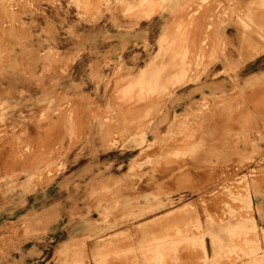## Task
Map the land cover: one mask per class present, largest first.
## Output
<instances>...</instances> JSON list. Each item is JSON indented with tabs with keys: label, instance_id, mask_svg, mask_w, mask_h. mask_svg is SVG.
<instances>
[{
	"label": "rangeland",
	"instance_id": "1",
	"mask_svg": "<svg viewBox=\"0 0 264 264\" xmlns=\"http://www.w3.org/2000/svg\"><path fill=\"white\" fill-rule=\"evenodd\" d=\"M134 2L0 0V78L7 77L0 85V163H4L0 165V264H64L68 255L75 257L73 264H89L86 244L99 235L112 238L113 229L105 231L109 227L126 226L128 218L114 217L111 207L135 206V215L139 209L137 214L151 211L145 216L148 219L192 205L201 199L199 194L174 192L186 188L192 176L176 181L174 160L188 163L194 174L213 173L222 179L212 188L215 192L204 193L197 210L213 213L216 192L229 198L223 210L228 215L247 211L252 199L256 231L247 232L253 225L249 222L231 229L236 237H246L248 245L256 237L262 242L236 249L264 254V188L257 191L251 185L252 178L254 185L264 187V68L245 70L254 64L251 60L263 55L264 20L253 15L249 0H174L171 5L177 12L172 19L163 12L138 22L143 4ZM159 5L166 7L168 2L161 0ZM195 10L203 14L199 21H204L197 30L191 21ZM213 18L217 25L208 28ZM167 23L172 29L167 35L168 56L184 37L180 26L192 27L183 42L186 46L205 47L207 39L218 36V54H232L230 63L218 62V73L226 71L224 78L237 86L181 96L176 81L154 79L156 70H162L160 77L171 65L168 56L156 57L159 63L153 62L151 70H156L151 78L142 73L150 68L148 62L158 52V39ZM134 30L145 32L143 41L132 48L128 43L112 46L113 32L125 37ZM98 39L105 43L99 45ZM200 50L196 49L198 55ZM209 52L201 56L203 60H193L192 68L201 72L216 57ZM13 74L19 83L11 82ZM179 143L196 145L187 149ZM102 150H119L126 159L100 160ZM18 161L28 165L29 175L14 181L26 169H13L11 165ZM253 172L255 178L250 176ZM44 194L42 206L36 198ZM97 208L103 211V221ZM17 209L16 215L3 214ZM200 223L191 224L190 231H182L172 221L159 223L143 237H163L167 254L156 261H164L179 250L199 248L202 239L209 245L208 236L197 229ZM71 225L81 228L73 230ZM98 226L108 228L100 233ZM63 241L69 245L56 259ZM125 241L120 240L119 252L130 257L131 246L121 243Z\"/></svg>",
	"mask_w": 264,
	"mask_h": 264
},
{
	"label": "bare ground",
	"instance_id": "2",
	"mask_svg": "<svg viewBox=\"0 0 264 264\" xmlns=\"http://www.w3.org/2000/svg\"><path fill=\"white\" fill-rule=\"evenodd\" d=\"M161 0H135L134 4L137 6H140L143 4V7H141V12L142 14L140 17V21L146 22L147 20H151L154 16L157 17L158 14L165 12L164 14H169L170 19L172 17L176 16L177 9L171 5L172 1L174 0H166L168 2V5L165 6H160L159 2ZM202 1H208V0H202ZM250 4L249 9L252 10L253 15L257 18H261L264 20V0H249ZM145 3V4H144ZM192 4V3H191ZM191 4L186 5L184 7L185 9L190 8ZM196 12V13H195ZM195 14L191 16V21L193 25L195 26V30L198 28H202L204 26V21H202L199 18L203 17V14L197 13L199 12L198 10H195ZM251 12V11H250ZM182 13V11H181ZM165 15H161L160 17H164ZM3 18V17H2ZM215 18H213V21L210 23V26L208 28H214L217 23L215 22ZM16 22V27L14 24V30L18 32V27H17V20H14ZM185 21V19H184ZM141 22V23H143ZM138 24V23H137ZM140 24V23H139ZM197 24V25H196ZM169 23H167L164 27V31L162 35L158 39V47L157 49L158 52H156V56L154 55L148 64L150 65V68L148 70H142V73L149 74L150 78L152 77L151 72V67L153 62H158L157 58L160 59L159 57H163L161 59L166 58L169 55L170 52V45L168 44V34L171 32L172 29L168 30ZM197 26V27H196ZM140 27V25L138 26ZM233 26H229V28H232ZM180 29L182 30V33L184 37L181 39L179 38L178 45L176 48H171V54L169 57V64H171L167 69H163V76H160V69L156 70V77L154 79L158 80H164V81H176V86L175 87H180L181 91V96H192L195 94H199L204 90H211L213 89H224V88H235L237 85L234 84L233 82H230L228 79L224 78L227 76L226 71H222L218 73V67L217 64L218 62H222L223 59L225 61H228V63L231 62L232 59V54L228 52L225 55H219L218 54V45L216 44L217 42V37L215 38H209L206 41V45H189L186 46L184 45L183 42H186L188 40V37L190 34H192V27L189 26H180ZM90 31L91 28H89ZM135 31V30H134ZM227 31H225L226 37H227ZM145 33V32H144ZM197 32L195 33V35ZM210 35H213L210 33ZM214 37V36H213ZM93 38V35H92ZM167 39V40H166ZM196 39V38H195ZM210 40V44H209ZM216 40V41H215ZM132 44H129L128 46H131ZM197 47V48H196ZM201 49L199 52V55L196 53V49ZM207 49H210V56H216L211 58V62L202 69V71L198 72L194 68H192V63L193 60L195 63H197L200 60H203L206 56V51ZM263 54L261 57L257 58L255 61L254 59L251 60L254 62V64H251L248 66L247 69H251L252 71H259L264 68V48L261 49L260 55ZM242 55L245 56L244 52L242 51ZM202 56V57H201ZM157 57V58H156ZM156 59V60H155ZM206 60V59H205ZM109 61L106 60L105 62ZM249 60V62H251ZM159 63V62H158ZM256 64V65H255ZM198 69L197 67H195ZM79 73H83V68L79 67ZM148 71V72H147ZM141 73V74H142ZM143 74L142 76L146 75ZM226 74V75H223ZM243 74V73H242ZM252 74H257V73H252ZM141 76V77H142ZM149 78V79H150ZM7 80L6 76H2L0 78V85L4 84V81ZM216 81V82H211L210 81ZM11 82L16 84L17 82L19 83V80L16 75L13 74ZM158 81H156L157 83ZM151 83V79L149 81ZM165 83L162 82L161 85ZM175 89V88H174ZM203 94V93H202ZM134 99V98H133ZM180 106L177 105L176 108H179ZM263 112L264 109H261ZM176 117V116H175ZM174 117V118H175ZM164 119H167L165 116ZM260 120H257V123H259V126L262 125L260 124ZM99 127L101 131H104V126L103 123H99ZM103 135V134H102ZM102 135L99 133V137H102ZM102 139V138H101ZM177 142H185L184 139H178L176 140ZM178 145H185V148L190 149L193 148V145H196L193 143L192 145L184 144V143H179ZM110 150H102V154L100 155L99 159L100 160H105L107 157L109 159L113 160H122L124 161L125 154L120 152L119 150L117 151H110ZM118 153V155H116ZM120 162V166H122ZM4 163L1 162L0 165H3ZM119 165V164H118ZM13 166L12 168H26L24 169L23 172L16 174V176L13 178L14 181H20L21 177L26 176L28 177L29 175V167L26 163H23L21 161L15 162V164L11 165ZM196 164L192 165V167L195 168ZM4 167V166H3ZM171 167H173V171L176 172L174 175V179L176 181L185 178L187 174H191V177H188L186 180V185L184 189L178 188L174 192L175 193H180L182 190H187V191H194L197 195V197H200L201 199H198L195 203L192 205L186 206V208L180 207V209H176L174 211L170 210L165 212L164 214L162 212L155 214L153 217H150L146 219L147 217L146 214L151 212L148 211L146 212L145 210L140 211L139 214L137 210L136 215L134 214V209L135 206H127V207H111L110 210L113 212L114 217L118 216H123L128 218V220L125 222V227L122 228L119 225H115L113 227H102V226H107V225H102L98 226V232H103L105 229L108 228L109 231L110 229H113L114 231V236L109 239H101V235L95 236V239L90 241L88 244L85 246V252L84 255L89 261V264H92L93 261H96L99 259L105 252H108V255L105 259L102 261H98L97 264H264V254L261 253H248L246 251L236 249L237 246H242L244 250L250 246L252 247L253 245H262L261 239L259 237L254 238L251 243L248 245L246 237H236V234L233 233L232 227L240 224V223H245L249 222L252 223V227L248 226L247 229L249 233H253L256 231V222H254V215H255V210L254 206L252 205V199L251 203H249L248 210L247 211H241V210H236L232 215H228L224 213V208H225V203L228 201L229 198L226 196L220 195L218 192L216 195V202H215V209L213 213H208L207 209H199L197 210L203 202V195L205 192H215L212 188L216 186L222 179L213 173L210 174H194L188 169L190 168L189 164L186 163L183 160H174L173 163L171 164ZM189 171V172H185ZM253 178H255L254 172L250 174ZM254 179L251 178V185L253 187L258 188L257 191H262L263 186L259 185H254L253 182ZM234 186V185H233ZM233 189V188H232ZM48 194V193H45ZM43 195L42 197L36 198V202L40 201V205H45L47 196ZM43 198V199H42ZM22 198H19L18 200H21ZM16 201H10L8 204L9 206L11 204H14ZM198 203H200V206H198ZM32 208H36L37 204H33L31 206ZM20 209H17L15 211H3V214H9V216L16 215L17 212H19ZM99 215L101 216V220L103 221L102 217V209L97 208ZM108 211V208L106 209ZM261 215L264 218V212L261 211ZM0 216H3L0 214ZM144 217L143 219H138L139 217ZM174 222L182 231H190L191 229V224L194 222H201L200 225L198 226V230L202 232L203 234H206L208 237L207 239L210 240L209 245L207 243V240L202 239V242L200 244L199 248L196 249H183L175 252L173 255L170 256V258L165 259L164 261H156V258H161L163 255L167 254L166 249L164 248L163 245V237H152V236H146L143 237L145 234H147L151 229L155 227L156 224L159 223H166V222ZM91 222V218L87 220V223ZM124 224V222H122ZM73 230L80 229L81 226H73ZM59 226L56 228V232L59 231ZM58 234V233H57ZM123 236V237H122ZM121 239H126L127 241L121 242L122 244H128L131 246L130 248V257L123 256L122 253L119 252L121 245H120V240ZM186 240H189L187 238ZM145 241V244H144ZM264 242V238H263ZM69 245L68 242L63 241L60 245V252L56 254V259L62 255L64 252V249ZM209 248L211 249V253H209ZM229 251V254L227 256L221 255L222 251ZM213 255V256H212ZM64 264H73L75 262V257L68 255L65 256L64 258Z\"/></svg>",
	"mask_w": 264,
	"mask_h": 264
},
{
	"label": "crops",
	"instance_id": "3",
	"mask_svg": "<svg viewBox=\"0 0 264 264\" xmlns=\"http://www.w3.org/2000/svg\"><path fill=\"white\" fill-rule=\"evenodd\" d=\"M160 22L158 21V20H156L155 21V24L156 25H158ZM158 29H156L155 31H154V35H158ZM108 33H110V32H108ZM111 34V33H110ZM112 35V39L114 40V43L112 44V46H114V47H118L119 45H120V43H128V45L129 44H132L131 46H129V48H132V46H134V44H135V42H137V43H139V42H141V41H143L144 40V38H145V33H144V31H135V32H133L132 34H130V35H128V36H125V37H121L120 36V33L118 34L117 32H113V34H111ZM121 37V38H120ZM124 38H127L128 40L125 42V41H123V39ZM117 39H119L120 41H118ZM98 44L99 45H102L103 43H105V40H99L98 39ZM107 42H111V41H107ZM153 42H154V40H153ZM127 45V46H128ZM122 47V46H121Z\"/></svg>",
	"mask_w": 264,
	"mask_h": 264
}]
</instances>
